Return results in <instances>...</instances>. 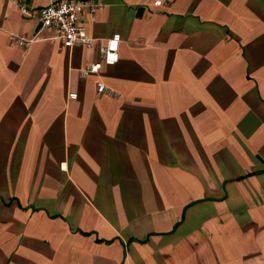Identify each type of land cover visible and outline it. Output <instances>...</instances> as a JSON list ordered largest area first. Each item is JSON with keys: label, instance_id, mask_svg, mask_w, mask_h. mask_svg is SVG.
Wrapping results in <instances>:
<instances>
[{"label": "crops", "instance_id": "1", "mask_svg": "<svg viewBox=\"0 0 264 264\" xmlns=\"http://www.w3.org/2000/svg\"><path fill=\"white\" fill-rule=\"evenodd\" d=\"M100 1L0 0V264H264V0Z\"/></svg>", "mask_w": 264, "mask_h": 264}, {"label": "built area", "instance_id": "2", "mask_svg": "<svg viewBox=\"0 0 264 264\" xmlns=\"http://www.w3.org/2000/svg\"><path fill=\"white\" fill-rule=\"evenodd\" d=\"M21 12L26 16H35L42 27L53 30V38L59 40V47L70 49L74 46H90L92 38L87 34L84 26L79 23V15L86 9L95 12L101 6L100 0H49L47 4L33 8L26 4V0H14ZM154 4H161L156 0ZM35 37L27 38L23 35H12V42L27 50ZM119 32L113 33L105 42L101 50V59L91 62L80 69V74L85 77L88 74L99 73L102 65H111L119 59ZM97 91L116 96L117 93L99 81L96 84ZM69 98H76L75 92L68 94Z\"/></svg>", "mask_w": 264, "mask_h": 264}]
</instances>
